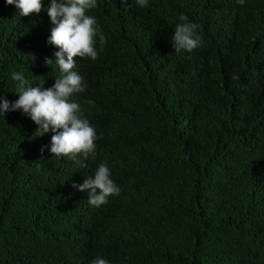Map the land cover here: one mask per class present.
Wrapping results in <instances>:
<instances>
[{
    "label": "trees",
    "instance_id": "1",
    "mask_svg": "<svg viewBox=\"0 0 264 264\" xmlns=\"http://www.w3.org/2000/svg\"><path fill=\"white\" fill-rule=\"evenodd\" d=\"M50 3L22 17L0 0V97L19 99L13 72L61 75ZM97 3L106 42L76 58L73 97L95 159L79 168L22 110L0 116V264H264V0ZM182 14L204 41L191 54L172 43ZM101 163L121 193L95 207L73 184Z\"/></svg>",
    "mask_w": 264,
    "mask_h": 264
},
{
    "label": "clouds",
    "instance_id": "2",
    "mask_svg": "<svg viewBox=\"0 0 264 264\" xmlns=\"http://www.w3.org/2000/svg\"><path fill=\"white\" fill-rule=\"evenodd\" d=\"M127 2L121 0L123 4ZM6 3L14 5L22 17L39 15L44 10V0H6ZM136 3L143 8L149 7L148 0H136ZM238 3L243 5L245 0H238ZM97 6V0H51L47 14L54 27L49 43L59 51L55 53V61L47 59L45 62L49 66L55 63L61 75L52 87L45 88V81L32 86L22 73L13 72L11 79L15 82L14 92L19 99L12 102L0 97V116L22 110L39 126L36 136L53 133L51 153L56 157H67L79 168L87 167L84 161L89 157L95 159L98 139L94 127L84 117L81 105L73 99L75 94L83 93L87 88L84 78L75 70L76 58L87 57L95 61L98 58L97 37L101 45L106 42L96 18L87 14ZM179 20L181 23L176 24L172 38L175 53L191 54L203 47L199 26L191 22L187 15H180ZM29 58L35 61V56ZM195 71L193 69V74ZM110 177L109 167L101 163L94 176H90L83 184H73V187L80 191L90 190L88 203L100 207L106 205L110 197H118L121 193L120 187ZM91 264H109V261L97 256Z\"/></svg>",
    "mask_w": 264,
    "mask_h": 264
}]
</instances>
